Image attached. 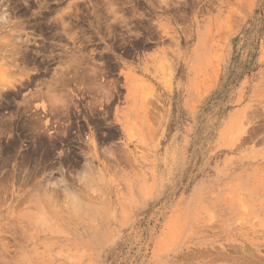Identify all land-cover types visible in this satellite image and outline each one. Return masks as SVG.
I'll list each match as a JSON object with an SVG mask.
<instances>
[{
    "label": "rangeland",
    "instance_id": "1",
    "mask_svg": "<svg viewBox=\"0 0 264 264\" xmlns=\"http://www.w3.org/2000/svg\"><path fill=\"white\" fill-rule=\"evenodd\" d=\"M2 13L0 264H264V0Z\"/></svg>",
    "mask_w": 264,
    "mask_h": 264
},
{
    "label": "bare ground",
    "instance_id": "2",
    "mask_svg": "<svg viewBox=\"0 0 264 264\" xmlns=\"http://www.w3.org/2000/svg\"><path fill=\"white\" fill-rule=\"evenodd\" d=\"M7 15V14H6ZM1 20H4V19H6V16L5 15H3V13H2V17L0 18ZM69 24V23H68ZM69 26H70V24H69ZM78 201V200H77ZM78 203V202H77Z\"/></svg>",
    "mask_w": 264,
    "mask_h": 264
}]
</instances>
